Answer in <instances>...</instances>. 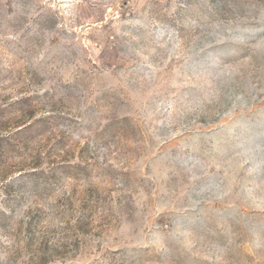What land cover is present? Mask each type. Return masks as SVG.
<instances>
[{
  "label": "rangeland",
  "instance_id": "374dc122",
  "mask_svg": "<svg viewBox=\"0 0 264 264\" xmlns=\"http://www.w3.org/2000/svg\"><path fill=\"white\" fill-rule=\"evenodd\" d=\"M0 264H264V0H0Z\"/></svg>",
  "mask_w": 264,
  "mask_h": 264
},
{
  "label": "trees",
  "instance_id": "16d2710c",
  "mask_svg": "<svg viewBox=\"0 0 264 264\" xmlns=\"http://www.w3.org/2000/svg\"><path fill=\"white\" fill-rule=\"evenodd\" d=\"M1 140V139H0Z\"/></svg>",
  "mask_w": 264,
  "mask_h": 264
}]
</instances>
